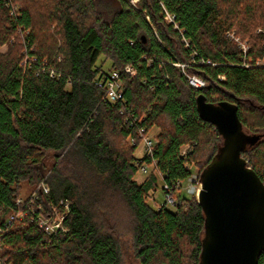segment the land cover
Segmentation results:
<instances>
[{
  "label": "trees",
  "instance_id": "trees-1",
  "mask_svg": "<svg viewBox=\"0 0 264 264\" xmlns=\"http://www.w3.org/2000/svg\"><path fill=\"white\" fill-rule=\"evenodd\" d=\"M107 1L0 0V264H199L194 197L156 208L157 176L134 179L139 128H158L153 158L169 186L187 179L186 163L200 173L210 162L222 139L198 117L199 95L237 106L252 140L241 157L264 183V0ZM125 66L135 75L110 103L95 82ZM23 184L36 207L68 203L66 233L47 236L32 220L41 209L16 203Z\"/></svg>",
  "mask_w": 264,
  "mask_h": 264
},
{
  "label": "water",
  "instance_id": "water-1",
  "mask_svg": "<svg viewBox=\"0 0 264 264\" xmlns=\"http://www.w3.org/2000/svg\"><path fill=\"white\" fill-rule=\"evenodd\" d=\"M196 111L222 139L199 174L195 200L204 215L199 264H258L264 251V183L241 157L252 140L236 105L207 103L199 95Z\"/></svg>",
  "mask_w": 264,
  "mask_h": 264
},
{
  "label": "built area",
  "instance_id": "built-area-1",
  "mask_svg": "<svg viewBox=\"0 0 264 264\" xmlns=\"http://www.w3.org/2000/svg\"><path fill=\"white\" fill-rule=\"evenodd\" d=\"M11 14L15 12V7H10ZM165 19L174 24V27H176V24L173 22V18L165 12ZM179 66V65H177ZM182 68V67H181ZM126 75L128 77H133L135 75V71L130 66H125L121 71H110L107 72L106 75L103 78H100L96 80L95 86L99 89H101L104 93L105 99L110 103H116L123 100L122 97V81L121 76ZM186 79L188 81V84L195 88V89H203L206 85L205 82L193 75H186ZM138 136H139V143H141L144 155L142 158L146 159V161H140L139 171L141 172H147V169L151 168L154 170V174H158L162 183L161 190L163 191L165 203L162 205H159V207L167 208V205H170L172 209L176 207V205L179 204L177 197H175L176 191L180 188L181 183H175L172 186H169L165 182L162 181V177L155 168L156 161L153 158L154 153V146H155V140L152 139L147 132H145L144 129L139 128L138 129ZM133 143V142H132ZM186 152L181 150V157H184ZM148 161V162H147ZM185 168L190 171L189 176L187 177L186 181V192L187 194L196 197L200 190V178H199V171H192L191 166L188 165V163L185 164ZM40 190V195L47 194L48 193V187L45 185H40L38 188ZM37 194L36 192H32L28 198V203L25 202V199L22 197H19L16 200V203L19 205H33L37 201ZM62 204V203H61ZM59 205L62 207L63 210H59L56 207L51 208V212H53L55 216L53 218L52 214L50 213L47 215V217L42 216L41 214L35 215L32 220H36L38 227L43 231L44 234L47 236H55L59 233H66L67 230L63 227V220L66 217V211L68 208V203H64L62 205ZM40 210V208H38ZM28 211L33 214L34 211H32L28 207ZM59 212V213H57ZM33 216V215H32ZM21 218V215H15L10 217V221L14 219ZM1 233V229H0Z\"/></svg>",
  "mask_w": 264,
  "mask_h": 264
},
{
  "label": "rangeland",
  "instance_id": "rangeland-1",
  "mask_svg": "<svg viewBox=\"0 0 264 264\" xmlns=\"http://www.w3.org/2000/svg\"><path fill=\"white\" fill-rule=\"evenodd\" d=\"M101 2L103 3H106L108 4L109 2L107 0H100ZM132 5H135L137 0H128ZM228 36L230 38H233L236 42L239 43V47L241 48V50L243 52H245L247 50V46L244 44V43H240V41L238 40V38H234L233 37V34H228ZM13 38L10 39V43L13 42ZM8 47L9 45L8 44H4L2 46H0V53H5L7 50H8ZM102 62L100 63L101 64V68H103V70L105 71H108L109 69V62L106 61V60H103V58H101ZM159 133V130L158 128H151L150 131L148 132V135L156 140V137ZM156 142V141H155ZM132 143V142H131ZM182 151L184 152H188V151H191V147L188 145V144H185L182 149ZM144 155V150H143V147L141 145V143H139L138 147L136 148L135 150V153H134V156L135 158L139 159V158H142ZM53 163V160L52 159H49L47 164L48 165H51ZM200 164L197 160L194 161V162H190L188 163V165L191 166V170L192 171H199L200 170ZM154 170L149 168L147 169V172H141V171H137L136 175L134 176V179L138 182V183H141L143 182V180H145V178H147L149 175L153 174V175H156L157 176V182H156V187L151 190L149 193H148V196H147V201L148 203H150L151 205L155 206L156 208L159 207V205H162L165 203V198H164V194H163V191L161 190V186H162V183H161V180H160V177L158 174H154L153 173ZM186 181L182 182L181 185H180V188L176 191L175 193V197H177L178 194H180L182 197H185V198H191L193 196L187 194L186 192ZM33 192V190H31V188L25 184H23L22 186V189H21V194L20 196H22L23 198L27 197V195L31 194ZM195 199V197H194ZM32 211H37L38 208L41 209L40 213H42V216H45L47 217L48 213L52 214L53 218L55 216H57V214L55 215L53 212H51V208H47L45 210V208L43 207L42 204H38L37 207H36V204H33L31 205V207H29ZM167 208L168 209H172V207L170 205H167ZM36 209V210H35ZM59 213V212H57ZM129 264V261L128 263ZM130 264H138L137 262H130Z\"/></svg>",
  "mask_w": 264,
  "mask_h": 264
}]
</instances>
